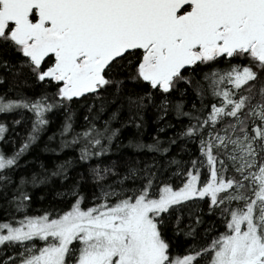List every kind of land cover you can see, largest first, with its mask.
I'll use <instances>...</instances> for the list:
<instances>
[{"label": "snow or ice", "instance_id": "snow-or-ice-1", "mask_svg": "<svg viewBox=\"0 0 264 264\" xmlns=\"http://www.w3.org/2000/svg\"><path fill=\"white\" fill-rule=\"evenodd\" d=\"M8 75L44 91L0 95V116H20L13 125L31 113L21 146L0 149V202L9 210L0 264H264V0H0V85ZM73 103L86 105L84 129L66 116L58 147L79 146L92 195L77 181L57 194L64 209L30 214L29 186L68 180L72 161L18 181L14 174L48 114ZM149 107L158 120L186 118L178 137L199 154L123 173L104 165L120 133L113 122L126 110L124 126L140 130ZM9 132L0 121V142ZM162 143L130 142L167 158ZM205 216L216 222L203 227ZM181 235L192 243L175 254Z\"/></svg>", "mask_w": 264, "mask_h": 264}, {"label": "trees", "instance_id": "trees-1", "mask_svg": "<svg viewBox=\"0 0 264 264\" xmlns=\"http://www.w3.org/2000/svg\"><path fill=\"white\" fill-rule=\"evenodd\" d=\"M16 89H19L20 92L32 98H36L44 91L41 85L32 83L31 87H26L24 86L23 77L17 79L8 75L5 78V84L0 85V95L7 93L8 96H15L18 94ZM48 91H51V89H48ZM158 99L159 98H157V100ZM177 99H179V96H177ZM192 99L193 97L189 96L185 101L186 111L190 110ZM197 105L199 106L198 101ZM115 108L116 105H112L108 111L104 113L103 118L108 119ZM86 114V105L78 103H73L70 109H59L49 113L48 118L50 123L47 131L41 136L40 140L31 147L27 154L22 157L20 163L23 166L14 174V179L17 181L21 176L31 177L33 174L50 173L58 164L67 160L72 161V165L68 170V180H61L58 177H54L48 184L40 185L36 188L29 186L28 190L33 196L32 206L29 209L30 214H39L41 210L45 209H64L66 203L62 202L57 194L67 192L72 184L77 181H79L81 193L86 198L92 195L94 185L89 175L88 166L78 158L79 146H77L76 149H65L64 151H60L58 147V133L61 130L66 116L71 115L75 131H82L85 126L84 116ZM157 117L158 113L156 109L149 107L144 113V124L142 129L137 130L130 123L124 126V123L128 121V112L126 110L122 111L112 125L114 128H120V133L113 142L110 154L102 158L103 164L111 165L115 162L116 171L123 173L129 165H133L137 162L140 166L153 163L154 161L158 164L165 165L167 159L175 158L177 160L187 161L190 157L194 158L199 154L196 144L187 143L178 137V133L181 132L182 128L188 123L186 118L177 120L174 112H169L164 120H158ZM14 118L20 119L19 114L0 116V121L6 122L10 129L8 134L9 141L7 143H1V149L9 155L21 146L23 137L27 135L31 126V113H24L20 125H13L12 120ZM169 123L173 126L166 127ZM160 128H164V131H159ZM16 133H19V135H16ZM50 136H55L56 138L54 140H49ZM173 137L177 138V143L169 146L168 141ZM156 138L163 142L160 145L162 148L170 147L167 158L160 156L158 153L149 152L147 149L138 151L130 144V142L132 144L136 142H141L145 145L153 144ZM51 149H56V151H51ZM89 163L95 166L97 161L92 160ZM82 176L83 179L81 178ZM113 179H115V177H109V181ZM176 182L179 183V179H177ZM8 211L9 210L5 207L3 202H0V220H4L7 217ZM204 219L206 223L203 227H207L208 224L216 222L214 218H209L207 216H205ZM217 226L220 227L219 225ZM199 231L201 239L197 242L202 244L204 243L202 239L203 231L202 229ZM169 235H171V233H169ZM191 243V239H185L182 235L176 237L173 240L174 253L183 254L185 248L190 246Z\"/></svg>", "mask_w": 264, "mask_h": 264}, {"label": "rangeland", "instance_id": "rangeland-1", "mask_svg": "<svg viewBox=\"0 0 264 264\" xmlns=\"http://www.w3.org/2000/svg\"><path fill=\"white\" fill-rule=\"evenodd\" d=\"M1 143H2V142H0V149H1Z\"/></svg>", "mask_w": 264, "mask_h": 264}]
</instances>
